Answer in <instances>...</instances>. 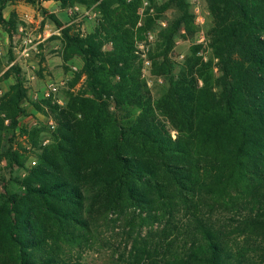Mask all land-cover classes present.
I'll list each match as a JSON object with an SVG mask.
<instances>
[{
    "label": "trees",
    "instance_id": "trees-1",
    "mask_svg": "<svg viewBox=\"0 0 264 264\" xmlns=\"http://www.w3.org/2000/svg\"><path fill=\"white\" fill-rule=\"evenodd\" d=\"M8 1L0 25L13 28ZM56 1L96 6L101 19L84 36L50 16L65 60H82L73 84L84 86L52 108L58 128L36 166L3 179L0 264H82L121 217L132 240L124 264H264V0H207L212 57L193 46L178 73L176 39H194V16L187 0L156 5L177 13L150 53L153 75L166 79L156 95L136 47L156 24L141 17L142 0ZM27 97L16 76L0 106V171L25 167L6 143Z\"/></svg>",
    "mask_w": 264,
    "mask_h": 264
},
{
    "label": "rangeland",
    "instance_id": "rangeland-1",
    "mask_svg": "<svg viewBox=\"0 0 264 264\" xmlns=\"http://www.w3.org/2000/svg\"><path fill=\"white\" fill-rule=\"evenodd\" d=\"M168 1L142 0L140 12L143 18L147 16L156 18L154 29L142 33L141 39H138L136 44L139 52L143 51L146 54V58L142 54L139 57L143 61L144 78L154 95L166 85V79L153 75V61L150 53L155 47L158 33L166 27L168 21L177 18L176 11L172 9L157 14L156 5L162 6ZM187 3L194 16V39H190L192 37H189L186 31H182L176 39L173 51V59L176 62L175 73L179 72L185 59L190 56L193 46L200 47L198 54L206 60L212 57V52L208 47L212 15L207 0H187ZM197 7L200 11L196 10ZM4 15L7 20L15 17L17 24L13 28L0 25V106L10 86L15 83L16 76L23 79L28 90V97L24 102L27 115L20 118L15 136L8 138L9 140L12 138L13 141L6 143L7 147L12 146L25 153V167L16 166L15 169H9L7 164L2 165L0 193L3 191L4 178L8 181L23 178L29 169L36 166L40 148L52 142L53 132L58 128L52 108L65 107L70 94H78L84 86V78L77 84H73L82 68V60L78 56L70 61L65 60L61 30L53 23L50 16H57L66 26H73L75 32L84 36L94 33L101 19L96 6L76 4L63 8L56 0L48 3L40 1L37 5L30 4L28 0H11L5 7ZM8 28L11 30L10 35ZM26 38L33 41V48L30 56L22 60L19 56L24 49L23 42ZM140 45L145 47L142 49ZM106 48L109 49L110 46ZM14 68L19 72L17 73ZM6 124L8 126L9 122L7 121ZM52 124L55 125V130L51 129ZM34 132L39 134L38 138H33ZM124 220V217H121L115 227H104L101 230L98 242L85 249L82 264H124L119 262V254L127 255L132 244V240L123 230ZM147 231L148 228L145 227L141 230L143 235H146Z\"/></svg>",
    "mask_w": 264,
    "mask_h": 264
},
{
    "label": "built area",
    "instance_id": "built-area-1",
    "mask_svg": "<svg viewBox=\"0 0 264 264\" xmlns=\"http://www.w3.org/2000/svg\"><path fill=\"white\" fill-rule=\"evenodd\" d=\"M196 10L200 11V9L198 7L196 8ZM23 43H24V49L22 50V52H21V54L19 56V59L26 60L30 56L31 50L33 48L32 47L33 41L31 39H29V38H26ZM141 47L143 49L145 46L144 45H140V48ZM140 54H142V56L144 58H146V54H144L143 51ZM147 64L149 65V62ZM51 129L55 130V125L54 124H52Z\"/></svg>",
    "mask_w": 264,
    "mask_h": 264
},
{
    "label": "crops",
    "instance_id": "crops-1",
    "mask_svg": "<svg viewBox=\"0 0 264 264\" xmlns=\"http://www.w3.org/2000/svg\"><path fill=\"white\" fill-rule=\"evenodd\" d=\"M51 0H43V3H48L50 2ZM46 37V36H45Z\"/></svg>",
    "mask_w": 264,
    "mask_h": 264
}]
</instances>
